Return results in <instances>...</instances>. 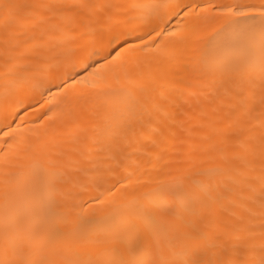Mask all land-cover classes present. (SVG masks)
Listing matches in <instances>:
<instances>
[{
    "label": "bare ground",
    "instance_id": "1",
    "mask_svg": "<svg viewBox=\"0 0 264 264\" xmlns=\"http://www.w3.org/2000/svg\"><path fill=\"white\" fill-rule=\"evenodd\" d=\"M0 264H264V0H0Z\"/></svg>",
    "mask_w": 264,
    "mask_h": 264
}]
</instances>
